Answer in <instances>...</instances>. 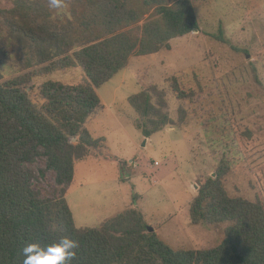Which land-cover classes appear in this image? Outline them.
<instances>
[{
  "label": "trees",
  "instance_id": "trees-1",
  "mask_svg": "<svg viewBox=\"0 0 264 264\" xmlns=\"http://www.w3.org/2000/svg\"><path fill=\"white\" fill-rule=\"evenodd\" d=\"M0 2V264H23L27 244L47 247L64 236L79 244L70 264H264V202L258 194L231 196L224 174L203 180L190 202L193 225L222 229L205 250L169 247L134 210L78 228L66 200L75 163L102 141L84 126L101 106L97 89L131 57L171 49L173 39L199 29L191 0H66L60 14L47 0ZM70 68H81L84 79L43 81L41 105L25 89ZM12 72L19 74L1 81ZM129 103L143 117H160L151 130L138 124L146 137L171 123L148 91ZM39 159L59 187L51 197L34 184Z\"/></svg>",
  "mask_w": 264,
  "mask_h": 264
},
{
  "label": "rangeland",
  "instance_id": "rangeland-1",
  "mask_svg": "<svg viewBox=\"0 0 264 264\" xmlns=\"http://www.w3.org/2000/svg\"><path fill=\"white\" fill-rule=\"evenodd\" d=\"M191 1L199 29L173 39L171 49L131 57L97 89L101 106L84 126L102 141L75 163L67 186L76 227L134 210L169 247L205 250L222 229L191 223L190 202L203 180L224 174L231 196L258 194L264 202V0ZM47 79L78 83L84 72L70 68L26 83L40 105ZM141 91L171 121L150 137L138 124L151 130L160 117H143L129 103ZM32 167L41 196H53L59 187L45 159Z\"/></svg>",
  "mask_w": 264,
  "mask_h": 264
},
{
  "label": "clouds",
  "instance_id": "clouds-1",
  "mask_svg": "<svg viewBox=\"0 0 264 264\" xmlns=\"http://www.w3.org/2000/svg\"><path fill=\"white\" fill-rule=\"evenodd\" d=\"M47 6L56 14L64 12L66 0H47ZM78 241L64 236L57 243L41 247L39 244L30 243L22 249L23 264H70L76 256Z\"/></svg>",
  "mask_w": 264,
  "mask_h": 264
},
{
  "label": "water",
  "instance_id": "water-1",
  "mask_svg": "<svg viewBox=\"0 0 264 264\" xmlns=\"http://www.w3.org/2000/svg\"><path fill=\"white\" fill-rule=\"evenodd\" d=\"M148 231L153 232V231H154V228L151 227V226H149V227H148Z\"/></svg>",
  "mask_w": 264,
  "mask_h": 264
},
{
  "label": "crops",
  "instance_id": "crops-1",
  "mask_svg": "<svg viewBox=\"0 0 264 264\" xmlns=\"http://www.w3.org/2000/svg\"><path fill=\"white\" fill-rule=\"evenodd\" d=\"M147 141H148V138H147Z\"/></svg>",
  "mask_w": 264,
  "mask_h": 264
}]
</instances>
